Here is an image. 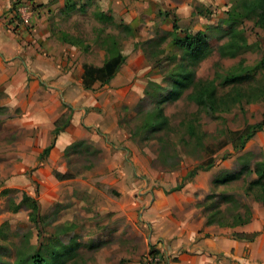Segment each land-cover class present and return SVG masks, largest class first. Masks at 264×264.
<instances>
[{"label": "rangeland", "instance_id": "obj_1", "mask_svg": "<svg viewBox=\"0 0 264 264\" xmlns=\"http://www.w3.org/2000/svg\"><path fill=\"white\" fill-rule=\"evenodd\" d=\"M39 1L29 4V18L34 10L46 13L52 2ZM66 1L51 3L57 6L54 31L62 40L82 41L73 46L83 64L77 77L88 86L84 95L108 92L110 108L134 146L131 156L139 159L113 169L100 149L84 141L69 146L53 167L40 165L51 153L45 148L33 167L21 154L0 155V264H31L41 247L66 248L65 264H175L168 242L158 247L153 225L146 222L156 191L174 195L173 214L182 218L193 207L205 216L202 205L213 192L234 195L252 210L262 206L257 188L247 192V186L258 177L252 173L256 163L264 161V27L248 14L244 0H69V8L61 6ZM21 26L31 32L28 22ZM188 31L208 37L211 49L202 60L177 42ZM242 37L247 45L229 54L234 51L224 45L241 44ZM130 57L137 67L132 80L109 90ZM212 79L215 105L188 97L194 83ZM1 86L2 128L20 111L2 102ZM160 112L169 122L153 131L147 124ZM241 169L240 177L215 184L220 174ZM132 177L139 183L135 187ZM24 193L41 203L38 224L22 202ZM182 193L191 195L188 207Z\"/></svg>", "mask_w": 264, "mask_h": 264}, {"label": "crops", "instance_id": "obj_2", "mask_svg": "<svg viewBox=\"0 0 264 264\" xmlns=\"http://www.w3.org/2000/svg\"><path fill=\"white\" fill-rule=\"evenodd\" d=\"M15 1L0 0V85L4 84L3 94H6L2 102L10 110L20 112L11 113L0 127V136L8 137L0 138V155L21 154L26 166L33 167L38 164L41 151L54 142L50 156L40 163L53 167L69 146L84 141L100 149L113 169L133 165L139 157L136 153L135 157L131 156L134 146L110 108L108 92L84 95L88 86L77 77V72L83 70L77 48L61 40L54 31L57 8L51 4L54 0L39 1L51 3L46 13L42 9L40 13L32 11L27 21L31 32L21 25L10 28V9ZM61 6L69 8L71 3L67 0ZM133 62V57L128 58V63L111 79L109 90L116 91L132 80L137 69ZM101 66L105 72L114 71L107 65ZM70 108L73 110L69 125L54 138L56 121ZM131 182L133 187L139 184L134 177ZM155 194L146 210V222L153 225L158 247L164 240L168 242V252L175 253L178 259L175 264H264V205H255L250 223L236 228L220 227L208 224L195 207L188 218L174 215L177 207L170 202L174 195L168 196L162 190ZM182 194L188 207L191 195ZM233 231L258 234L253 240H242L232 237Z\"/></svg>", "mask_w": 264, "mask_h": 264}, {"label": "trees", "instance_id": "obj_3", "mask_svg": "<svg viewBox=\"0 0 264 264\" xmlns=\"http://www.w3.org/2000/svg\"><path fill=\"white\" fill-rule=\"evenodd\" d=\"M19 2L18 0L13 3V7ZM244 7L247 9L248 14L257 19V23L264 27V0H244ZM176 26V22L175 25ZM234 30V28L232 29ZM63 38V37H62ZM62 40V39H61ZM64 42L72 45L82 44V41L78 38H63ZM181 47H184L191 56H195L198 60L205 58L211 47L209 46L208 37L202 31H188L183 34L177 40ZM247 45L246 39L242 37V43H228L224 45V48L229 47L234 52L229 54H234L237 50L245 47ZM227 54V53H225ZM190 75V74H189ZM235 78V77H234ZM187 85V83H186ZM180 86H177L174 91L180 94L182 91ZM216 89L215 80H200L193 84L192 91L188 94V97L199 105H209L213 106L216 103ZM72 119V114H63L57 121L56 127L54 129V138L62 131L66 126L69 125ZM169 118L164 113H158L153 117L147 126H152L153 131L159 130V128L166 126L168 124ZM261 127L260 125H257ZM54 145V142L44 149L45 153H48ZM201 168V167H199ZM195 169L188 173L187 177H192L195 174ZM241 172L234 174L222 173L215 178V184H219L220 181L226 182L229 177H234L237 175L240 177ZM258 177L251 181L247 186V192L251 191L253 188H257L255 199L260 201L264 205V161H259L256 163L255 168L252 170ZM236 176V177H237ZM227 193H222L220 196L213 192L207 195L206 200L203 203V212L207 218V223L210 225H217L220 227H231L236 228L244 226L250 223L253 219L254 213L250 206L246 203L241 202L234 195H226ZM231 199V203H228L225 208L221 207L222 200L226 203ZM22 202L30 208V218L34 220L37 224L41 221V203L36 196L24 193ZM18 205H16V208ZM257 232L246 233L243 231H233L231 236L236 239L242 240H253L257 236ZM69 255L67 249H53L47 247L37 248L32 254L31 264H65V259Z\"/></svg>", "mask_w": 264, "mask_h": 264}, {"label": "built area", "instance_id": "obj_4", "mask_svg": "<svg viewBox=\"0 0 264 264\" xmlns=\"http://www.w3.org/2000/svg\"><path fill=\"white\" fill-rule=\"evenodd\" d=\"M17 4L10 9V18L9 21L12 20L10 24L11 29H16L18 26L25 24L29 18V5L27 4V0H18ZM14 18L15 20H13Z\"/></svg>", "mask_w": 264, "mask_h": 264}]
</instances>
